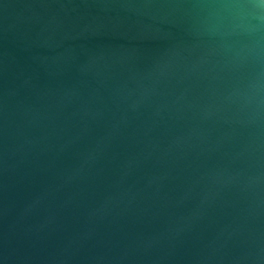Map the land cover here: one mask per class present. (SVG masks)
<instances>
[{
	"label": "water",
	"instance_id": "1",
	"mask_svg": "<svg viewBox=\"0 0 264 264\" xmlns=\"http://www.w3.org/2000/svg\"><path fill=\"white\" fill-rule=\"evenodd\" d=\"M0 264H264V0H0Z\"/></svg>",
	"mask_w": 264,
	"mask_h": 264
}]
</instances>
